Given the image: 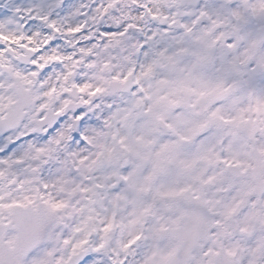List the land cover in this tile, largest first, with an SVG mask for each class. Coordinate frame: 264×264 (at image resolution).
Instances as JSON below:
<instances>
[{"label": "snow or ice", "instance_id": "snow-or-ice-1", "mask_svg": "<svg viewBox=\"0 0 264 264\" xmlns=\"http://www.w3.org/2000/svg\"><path fill=\"white\" fill-rule=\"evenodd\" d=\"M0 264H264V0H0Z\"/></svg>", "mask_w": 264, "mask_h": 264}]
</instances>
